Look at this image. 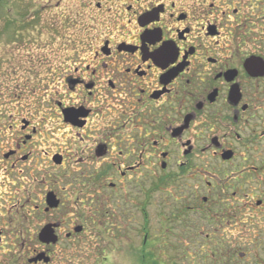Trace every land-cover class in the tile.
Listing matches in <instances>:
<instances>
[{"label":"flooded vegetation","instance_id":"af4514ba","mask_svg":"<svg viewBox=\"0 0 264 264\" xmlns=\"http://www.w3.org/2000/svg\"><path fill=\"white\" fill-rule=\"evenodd\" d=\"M91 4L86 8L106 13L101 24L107 33L94 37L85 55L53 69L49 64L57 81L44 96L54 103L58 139L67 141L58 146L87 144L80 153L88 165L70 179L58 170L70 162L61 151L47 153L43 160L53 165L43 170L56 169L79 191L82 178L88 180L86 194L75 195L91 225L107 217L115 226L119 212L126 217L124 204L145 212L147 220L151 197L168 187L183 225L189 227L192 217L199 222L201 253L220 259L221 223L244 212L254 219L264 210V0ZM162 49L172 53L170 62L157 57ZM30 62L43 66V60ZM38 126L23 119L16 129L7 157L11 174L20 162L32 161L27 150ZM22 187L18 183L15 191ZM56 190L34 207L44 221L38 248L28 250L29 264H54L55 250L63 249L59 212L67 200ZM72 226L68 242L86 231L85 225ZM149 240L145 236L144 243Z\"/></svg>","mask_w":264,"mask_h":264},{"label":"rangeland","instance_id":"374dc122","mask_svg":"<svg viewBox=\"0 0 264 264\" xmlns=\"http://www.w3.org/2000/svg\"><path fill=\"white\" fill-rule=\"evenodd\" d=\"M86 2L93 4L96 0H0V236L4 237L0 240V264H29L28 250L38 248V234L44 221L34 207L41 205L49 189H58L67 200L59 212L63 249L55 250L54 264H151L152 261L154 264H264V210L254 219L244 212L238 220H231V224L222 222V256L215 259L210 251L201 253L202 239L197 237L199 222L192 217L191 225L184 226L185 219L171 208L173 201L168 187L151 197L153 204H149L146 212L151 211V217L147 220L145 212L124 204L126 217L119 212L116 224L113 220L115 226L107 223V217L106 221L101 219L91 225V220H86L89 215L81 211L85 204L82 199L77 200L78 193L83 195L88 191V180L82 178L85 187L79 191L80 185L60 180L62 175L56 169L43 170L53 165L43 160L48 158L47 153L54 157L61 151L70 162L64 166L66 171L58 170L70 179L78 177V171L88 165L80 153L87 144L67 143L65 150L58 146L67 141L65 137L58 139L60 131L52 112L54 103L50 104L51 99L44 97L45 93L54 92L57 81L47 66L50 64L53 69L56 62L85 55L92 39L107 33L101 24L106 13L102 15L92 7L86 8ZM71 22L75 25H65ZM30 60H43V66L36 68ZM31 69L38 70V74ZM23 119L39 125L33 140L36 147L27 150L32 152V161L20 162L11 174L12 161L7 163V157ZM12 125H16L14 130ZM21 170L25 173L21 174ZM14 179L22 182V191H15L17 182L15 188L9 184ZM74 222L85 225L86 231L77 234L74 242H68L65 237L74 231ZM147 235L150 240L146 245Z\"/></svg>","mask_w":264,"mask_h":264},{"label":"snow or ice","instance_id":"6c2138e0","mask_svg":"<svg viewBox=\"0 0 264 264\" xmlns=\"http://www.w3.org/2000/svg\"><path fill=\"white\" fill-rule=\"evenodd\" d=\"M171 55H172V53L165 52L163 49L159 53H157V57L161 61H167V62H170V61H168V57ZM162 66H166V65H162Z\"/></svg>","mask_w":264,"mask_h":264}]
</instances>
